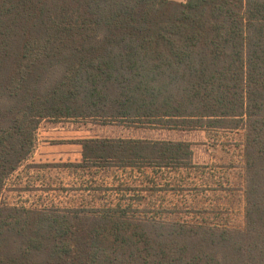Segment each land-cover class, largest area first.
<instances>
[{
	"label": "trees",
	"instance_id": "16d2710c",
	"mask_svg": "<svg viewBox=\"0 0 264 264\" xmlns=\"http://www.w3.org/2000/svg\"><path fill=\"white\" fill-rule=\"evenodd\" d=\"M45 120L242 131L241 186L226 190L242 222L159 217L157 186L125 188L126 206L0 204V264H264V0H0V196ZM77 144L61 167H204L187 141Z\"/></svg>",
	"mask_w": 264,
	"mask_h": 264
},
{
	"label": "rangeland",
	"instance_id": "374dc122",
	"mask_svg": "<svg viewBox=\"0 0 264 264\" xmlns=\"http://www.w3.org/2000/svg\"><path fill=\"white\" fill-rule=\"evenodd\" d=\"M117 137L190 142L194 164L204 167L134 171L61 167L62 164L80 161L81 148L77 144L80 140ZM242 140L240 130L142 132L83 120H45L37 130L33 153L7 180L0 204L25 208H70L121 202L126 206L130 201H121L123 190L127 194L125 188L157 186L163 190L153 195L151 209L159 212V217L171 215L190 222L203 220L239 226L243 203L238 199L231 200L226 190L241 186ZM175 210L181 214L173 213Z\"/></svg>",
	"mask_w": 264,
	"mask_h": 264
}]
</instances>
